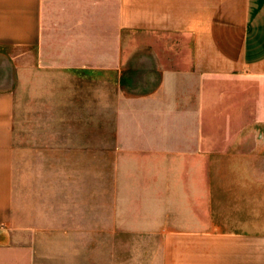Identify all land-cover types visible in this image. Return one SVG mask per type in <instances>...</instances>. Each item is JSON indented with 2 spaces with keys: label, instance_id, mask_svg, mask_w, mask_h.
Instances as JSON below:
<instances>
[{
  "label": "crops",
  "instance_id": "crops-1",
  "mask_svg": "<svg viewBox=\"0 0 264 264\" xmlns=\"http://www.w3.org/2000/svg\"><path fill=\"white\" fill-rule=\"evenodd\" d=\"M95 209L159 264H264V0H0V264Z\"/></svg>",
  "mask_w": 264,
  "mask_h": 264
},
{
  "label": "rangeland",
  "instance_id": "rangeland-1",
  "mask_svg": "<svg viewBox=\"0 0 264 264\" xmlns=\"http://www.w3.org/2000/svg\"><path fill=\"white\" fill-rule=\"evenodd\" d=\"M126 41V74L127 76H132L134 74L135 64H138L139 73H142L141 69L148 67L144 66L143 63L145 58L139 53H134L132 38H130V36L127 35ZM132 85L133 83L131 82L126 84L127 87H132ZM96 139H101L100 131H95V140ZM99 158L100 157H95V160ZM100 168V161H95V172L98 170L100 173ZM99 173L98 175H100ZM98 198L100 201V195L95 194V201H97ZM113 213L112 211L110 212V235L106 234L104 231L106 228L102 230L100 226L101 212L95 209L93 240L90 241L89 236L87 242H82V237L78 236L79 241L68 242L64 241L67 237L65 235L62 236V242L46 244L47 257L45 264H159L157 258L153 256V252L157 249L158 244L144 241L146 237H139L130 233L115 232L113 224L115 223V217L112 216ZM47 242L51 241L47 239ZM53 245L56 247L55 252L53 250Z\"/></svg>",
  "mask_w": 264,
  "mask_h": 264
}]
</instances>
